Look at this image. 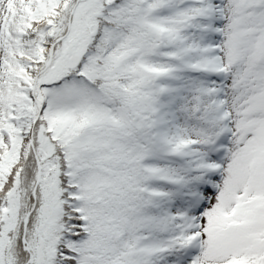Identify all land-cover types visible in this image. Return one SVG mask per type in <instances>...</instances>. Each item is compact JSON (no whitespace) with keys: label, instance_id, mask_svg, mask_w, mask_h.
<instances>
[{"label":"snow or ice","instance_id":"6c2138e0","mask_svg":"<svg viewBox=\"0 0 264 264\" xmlns=\"http://www.w3.org/2000/svg\"><path fill=\"white\" fill-rule=\"evenodd\" d=\"M0 264H264V0H0Z\"/></svg>","mask_w":264,"mask_h":264}]
</instances>
